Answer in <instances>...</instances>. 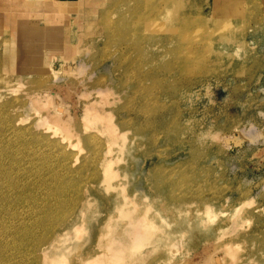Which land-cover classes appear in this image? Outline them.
I'll use <instances>...</instances> for the list:
<instances>
[{"label":"rangeland","instance_id":"obj_1","mask_svg":"<svg viewBox=\"0 0 264 264\" xmlns=\"http://www.w3.org/2000/svg\"><path fill=\"white\" fill-rule=\"evenodd\" d=\"M24 1V22L0 7V110L26 128L0 115V264H82L119 234L137 237L125 264H264V0H73L68 22ZM47 93L70 142L33 107ZM143 215L146 232L122 228Z\"/></svg>","mask_w":264,"mask_h":264},{"label":"bare ground","instance_id":"obj_2","mask_svg":"<svg viewBox=\"0 0 264 264\" xmlns=\"http://www.w3.org/2000/svg\"><path fill=\"white\" fill-rule=\"evenodd\" d=\"M141 2L143 1V0H140ZM145 1V0H144ZM24 0H0V7L2 8V9H7V10H10V13H9V15H8V17H9V19H13V18H17V19H19L20 21H25V19H26V13H24V12H20V14L18 15V17H13V15H15V13H13V12H15L14 11V9L17 7V6H24ZM45 2V7H46V10H47V12L48 13H51V12H59V11H66L63 15H62V19H64L66 22H68V19H69V17L67 16V15H65V14H68L69 12H73V11H76V9H74V8H72V9H67L66 7L64 8V6H66V5H64V4H67L68 2H70V3H72V1H61V0H45L44 1ZM48 3V4H47ZM140 3V2H139ZM145 3V2H144ZM143 4V3H142ZM144 5V4H143ZM142 5V6H143ZM136 7H138V6H136ZM144 7V6H143ZM142 8V7H141ZM57 9H59V10H57ZM138 9V8H137ZM135 10V9H134ZM143 11L145 10V9H142ZM137 11V10H136ZM163 13V12H162ZM3 13L1 12V10H0V21L2 20V15ZM78 15V14H77ZM151 15V14H150ZM81 18H82V16H81ZM152 18V17H151ZM117 27H118V23H117V25H116ZM132 25H130V27H131ZM120 27V26H119ZM122 27V26H121ZM127 27V29H128V26H126ZM132 28V27H131ZM20 29V28H19ZM111 29V28H110ZM121 29V28H120ZM126 29H125V27H124V31H125ZM128 31V30H127ZM108 33H109V29H108V31H107ZM130 31H128V33H129ZM22 33V32H21ZM107 33V34H108ZM134 33V32H133ZM132 33V34H133ZM127 34V33H126ZM125 34V35H126ZM123 36V35H122ZM128 36V35H127ZM125 38V37H124ZM126 39V38H125ZM123 41V40H122ZM121 41V42H122ZM126 41V40H125ZM127 41H129V40H127ZM125 44V43H124ZM130 46H132V45H130ZM136 46V45H135ZM128 47V46H127ZM134 47V46H133ZM137 47V46H136ZM135 48V47H134ZM140 50V49H139ZM179 63V62H178ZM135 66V65H134ZM180 66L182 67V68H184L183 70H185V69H188L189 68V62H187V61H183L182 60V62L180 61ZM206 67V66H205ZM148 75V74H147ZM151 75H153L152 76V78L154 77V74H151ZM5 76H6V74H5ZM3 81H4V78L2 79ZM81 81V80H80ZM4 85H8L9 84V82H4L3 83ZM10 85V84H9ZM84 87V86H83ZM13 89H15L14 87H13ZM86 89V88H85ZM43 90V89H42ZM13 92V91H12ZM39 92V91H38ZM49 92V91H48ZM104 92H106L105 94H106V96H104V100H103V102H105L106 100L108 101L109 100V95H107V90H105ZM46 93V92H45ZM38 94V93H37ZM37 94H32V96L31 95H29L30 97H31V101H32V103H33V107H35L36 109L35 110H38V112L40 111L41 113H42V109L44 110V112L40 115V120L42 121V122H44V123H47L46 125H49V127H48V129H51V132L53 131V130H55L54 131V133H58L56 130H57V128L60 126V128H59V130L58 131H60L59 132V134L60 133H62L63 134V136H64V133H66L65 131H67V132H70V130H68V117H69V115H71V114H69V112H68V110H67V108H65V105L63 104L62 105V103L60 104L59 103V105H57V106H55V107H53V106H51L50 107V105L51 104H53V102H54V99L55 98H52L51 96H50V94H44L43 96L42 95H37ZM24 95L25 96H27V94H25L24 93ZM112 95H115V94H112ZM28 96V97H29ZM24 98V97H23ZM99 101H95V102H92V103H88L87 105H86V107H87V110L88 111H92L93 113H95L96 115H102V114H105V106H99V103H98ZM19 104H21V103H19ZM9 106V105H8ZM19 106V105H18ZM20 107H21V105H20ZM22 107H23V105H22ZM16 112H18V111H13V113H16ZM3 113H5L4 111L3 112H1V110H0V115L3 117V119H4V117H5V119L3 120L2 119V121H4V125H6V126H3V130H4V128L6 127V129L8 130V131H11L12 133H14L13 135L15 136V135H17V136H20V134L22 133V132H24L25 131V129H24V127L23 128H17L12 122H13V120H12V116H6V115H4ZM8 113H9V111H8ZM36 113V112H35ZM7 114V113H6ZM10 114V113H9ZM19 114V113H18ZM107 114V113H106ZM10 115H12V114H10ZM14 115V114H13ZM21 116V115H20ZM110 116H112V114L111 113H109L108 114V117H110ZM15 117V116H14ZM17 117H19V116H17ZM1 119V118H0ZM15 121V120H14ZM17 122L16 123H18L19 121H18V119L16 120ZM40 122V121H39ZM38 122V123H39ZM2 123H1V125H2ZM15 123V122H14ZM15 123V124H16ZM20 123V122H19ZM19 123H18V125H19ZM17 125V124H16ZM21 126V125H20ZM39 126H41V125H39ZM0 127H2V126H0ZM84 127H85V130L86 131H88L89 130V127H90V125H89V118L87 119V122H86V124L84 125ZM28 128V127H27ZM35 128V127H34ZM24 129V130H23ZM1 130V129H0ZM65 130V131H64ZM108 130L113 134L114 133V130L112 129V126H108ZM27 131V130H26ZM62 131H64V132H62ZM1 132H5V131H1ZM28 132V131H27ZM46 132V131H45ZM242 133H244V131H241ZM10 133V132H9ZM47 134H48V132H46ZM241 133V134H242ZM1 134V133H0ZM11 134V133H10ZM43 134H45V133H43ZM51 134V133H50ZM67 134V133H66ZM65 134V135H66ZM6 135H7V133H6ZM2 136H3V134H2ZM8 136V135H7ZM16 136V137H17ZM58 136H60V135H58ZM58 136H56L57 138H58ZM62 136V137H63ZM70 136V135H69ZM79 136V135H78ZM4 137V136H3ZM39 137V136H38ZM44 137H46V136H44ZM67 137V136H66ZM65 136L63 137V138H66ZM219 137V139H220V141H224V143H227L228 145H230L231 144V142H232V139L230 138V137H222V136H220V135H218V136H216V139ZM9 138V137H8ZM47 138V137H46ZM56 138V139H57ZM60 138V137H59ZM58 139V142H59V144H60V141H64V139ZM69 137H67V140H66V142L68 141V140H70L71 139V137L68 139ZM81 138V137H80ZM18 139V138H17ZM51 139V138H50ZM219 139L217 140V141H219ZM8 140V139H7ZM13 140V142L15 141V142H17V140L16 139H14V137H12V138H9V140H8V142H10V141H12ZM45 140V139H44ZM47 140H48V138H47ZM60 140V141H59ZM21 141V140H20ZM56 141V140H55ZM2 142V141H1ZM7 142V141H6ZM22 142V141H21ZM65 142V143H66ZM68 142H70V141H68ZM24 143H25V141H24ZM34 143V142H33ZM57 143V142H56ZM71 143H72V141H71ZM2 144V143H1ZM14 144V143H13ZM22 144V143H21ZM47 144V143H46ZM58 144V145H59ZM66 144H68V145H70L69 143H66ZM3 145V144H2ZM1 145V146H2ZM17 145V144H16ZM61 145V144H60ZM63 146H64V143L62 144ZM61 145V146H62ZM68 145H66V146H68ZM14 146V145H13ZM23 146V145H22ZM29 146H31V145H29ZM28 146V147H29ZM34 146H35V144H34ZM60 146V147H61ZM5 147H7L8 149H9V146H7V144L5 145ZM36 147V146H35ZM68 147H70V146H68ZM4 148V147H3ZM16 148V147H15ZM22 148V147H21ZM20 148V149H21ZM38 148V147H37ZM36 148V149H37ZM63 148H66L65 146L63 147ZM62 148V149H63ZM1 149V148H0ZM5 149V148H4ZM3 149V150H4ZM11 149V148H10ZM20 149H19V151H20ZM24 149V148H23ZM22 149V150H23ZM36 149H34V150H36ZM13 150H17V149H14V147H13ZM28 150V152L30 151L29 149H27ZM66 150V149H65ZM6 151V150H5ZM25 151V150H24ZM32 151V150H31ZM37 151V150H36ZM9 152H11V150L9 151ZM17 152V151H16ZM33 152H35V151H33ZM32 152V153H33ZM11 153H13V151L11 152ZM19 153V152H18ZM3 154V153H2ZM15 154V153H14ZM14 154H13V156H14ZM22 154V153H21ZM1 155V154H0ZM16 155H17V153H16ZM31 155V154H30ZM19 156V155H18ZM5 157V156H4ZM9 156H6L5 158H8ZM14 157H16V156H14ZM20 157V156H19ZM18 157V158H19ZM1 158V157H0ZM4 158V159H5ZM13 158V157H12ZM11 159V158H10ZM19 159H21V158H19ZM6 160V159H5ZM9 160V159H8ZM14 160V159H13ZM2 161H3V159H2ZM1 161V162H2ZM10 161V160H9ZM8 162V161H7ZM11 162V161H10ZM15 162V161H14ZM19 163H20V161H18ZM9 163V162H8ZM8 163H7V165H8ZM13 163V162H12ZM11 163V164H12ZM3 164V163H2ZM1 163H0V168H1V165H2ZM12 166V165H11ZM10 166V167H11ZM4 167V166H3ZM15 167H17V166H15ZM14 167V168H15ZM19 167V166H18ZM17 167V168H18ZM4 168H6V166L4 167ZM22 168V167H21ZM7 169H8V167H7ZM16 169V168H15ZM1 171H0V180H4V179H6V178H3L4 176L3 175H5L4 173V171H6V170H4V169H0ZM2 170H4V171H2ZM11 170V169H10ZM14 170V169H13ZM19 170L21 171V169H20V167H19ZM42 170V169H41ZM12 171V170H11ZM16 171V170H15ZM14 171V172H15ZM19 171V172H20ZM25 171V170H24ZM30 171V170H29ZM7 172H8V170H7ZM22 172V171H21ZM11 173V172H10ZM7 174V173H6ZM21 174V173H20ZM19 174V175H20ZM2 175V176H1ZM26 175V174H25ZM28 175V174H27ZM8 176V175H7ZM192 176H193V174H192ZM10 177V176H9ZM54 177V176H53ZM28 179V178H27ZM55 179V178H54ZM186 179H188V178H186ZM6 183H4V185H5ZM13 184L14 183H11V185L13 186ZM33 184V183H32ZM32 184H30V185H32ZM189 184V183H188ZM187 184V185H188ZM3 185V186H4ZM7 185H9V184H7ZM14 185H16V184H14ZM34 185V184H33ZM42 185H44V183H42ZM47 185V184H46ZM180 185V184H179ZM1 186V185H0ZM39 186V185H38ZM6 187V186H5ZM4 187V188H5ZM11 186H9V188H10ZM15 187V186H14ZM25 188H26V186H24ZM16 188H17V186H16ZM8 189V188H7ZM18 189V188H17ZM31 189H32V187H31ZM37 189V188H36ZM39 189V188H38ZM13 190H14V188H13ZM154 191V190H153ZM0 192H2V191H0ZM3 192H5V191H3ZM102 192V191H101ZM32 193V192H31ZM4 194V193H3ZM6 194V193H5ZM5 194H4V197H5ZM82 194V193H81ZM31 195V194H30ZM52 195V194H51ZM1 196H3V195H1ZM1 196H0V199H1ZM160 196V195H159ZM7 197V196H6ZM30 197V196H29ZM29 197H28V199H29ZM32 197V196H31ZM25 198V197H24ZM4 199V198H3ZM27 199V198H26ZM139 199V198H138ZM142 200V199H141ZM2 201H5V200H2ZM1 201V202H2ZM30 201V200H29ZM0 202V203H1ZM126 202H127V200L125 201V203L124 204H126ZM87 203H89V202H86V204ZM139 202H137V204H138ZM5 204V203H4ZM3 204V208H1L0 209V211L2 212L3 210L2 209H6V207L8 206H6V205H4ZM188 204V203H187ZM2 204H0V206H1ZM139 205V204H138ZM141 205H144V204H141ZM147 205H149V204H147ZM147 205H146V207H147ZM6 206V207H5ZM24 206V205H23ZM39 206H40V204H39ZM130 206V205H129ZM49 207V206H48ZM152 207V206H151ZM12 208V207H11ZM46 208V207H45ZM140 208V207H139ZM144 208V207H143ZM187 208V207H186ZM4 209V210H5ZM10 208H8V210H9ZM22 209V208H21ZM38 209V208H37ZM7 210V211H8ZM181 210V209H180ZM13 211H15V209L13 208ZM147 211V210H146ZM3 212H5V214H6V216L3 214V218L1 217V219L5 222L6 220H4V218H7V212H6V210L5 211H3ZM10 212H11V210H10ZM19 212V211H18ZM12 213V212H11ZM14 213H16V212H14ZM0 214H2V213H0ZM10 214V213H9ZM39 214V213H38ZM41 214V213H40ZM11 215V214H10ZM9 215V216H10ZM146 215V214H145ZM145 215H143V216H138L137 218H135L132 222H128V223H126L122 228L123 229H125V230H128V229H131L132 231H136V232H140V231H142V230H145V232H146V229H147V225L148 224H150L151 222H150V218H148L147 216H145ZM36 216V215H35ZM34 216V217H35ZM152 216V215H151ZM151 216H149V217H151ZM23 217V216H22ZM22 217H20V219L22 218ZM153 217V216H152ZM0 219V220H1ZM4 224H6V222L4 223ZM7 224H8V222H7ZM6 224V225H7ZM8 226V225H7ZM0 227H4V226H2V223H1V225H0ZM71 227V226H70ZM204 227H205V225H204ZM5 228H6V231H8L7 230V227L5 226ZM77 228V227H76ZM70 229V228H69ZM4 230V229H3ZM72 230V229H71ZM165 230H166V228H165ZM163 232V231H162ZM160 233V232H159ZM166 233V232H165ZM130 234H132L131 232H130ZM167 234V233H166ZM169 234V233H168ZM135 235V234H134ZM170 235V234H169ZM130 236H133V235H130ZM136 236H137V234H136ZM154 237V236H153ZM155 237H157V235H155ZM154 237V238H155ZM160 237V236H159ZM164 237V236H163ZM162 237V238H163ZM170 237H171V235H170ZM236 237V236H235ZM137 238V237H136ZM136 238H134V236L132 237V238H129L128 236H124V235H122V234H119L117 237L116 236H112L111 235V241H110V246H111V248H109V249H103V246H102V248L100 249V250H98V251H96V252H88L89 254L87 255V256H85V258H84V260H83V263L82 264H89V262H91V264H121V263H123V264H125L129 259L131 260V258H133L134 256H131L132 254V252H131V249H129V247H130V245L132 244V245H134V243H135V241H134V239H136ZM155 240H156V238H155ZM160 240V239H159ZM222 240V239H221ZM54 242L56 241V240H53ZM54 242H53V244L52 243H49L48 245L49 246H46V247H43V251L44 252H47V250L48 249H50L52 246L54 247ZM151 242H153V241H151ZM154 242H156V241H154ZM159 242V241H158ZM166 242V241H165ZM219 242V241H218ZM161 243H162V241H161ZM152 244V243H151ZM155 244H157V243H155ZM239 244V243H238ZM60 246V245H59ZM53 247L51 248V250L53 249ZM238 247V245L236 246V243H233L232 241H227V242H225V244H223V245H221L220 246V248L221 249H223L225 252H228V253H230V254H232L233 256H232V262L234 263V258H235V251H234V249H236ZM66 248H68V247H66ZM66 248H65V250L64 251H66ZM55 249V248H54ZM71 249V248H70ZM69 249V250H70ZM57 251V250H56ZM153 251V250H152ZM81 252V251H80ZM151 251L149 250V253H150ZM14 254H12V256L10 255H8V259H7V261H9V259L11 260V261H16V262H18V263H20V261L22 262L23 261V259H21V258H19V259H17L16 257L18 256V254L17 253H15V252H13ZM52 253H53V251H52ZM65 252H63L62 254H64ZM11 254V253H10ZM78 254V253H77ZM52 255V254H51ZM66 255V254H65ZM65 255H63V256H61V257H55L56 255H54V256H46V258L47 259H50L51 260V262L53 261L54 262V264H58V262H64L65 261V258L68 260L69 258H67ZM79 255V254H78ZM145 255H147L146 253H145ZM1 257V256H0ZM74 257V256H73ZM79 257V256H78ZM14 258V259H13ZM45 258V259H46ZM80 258V257H79ZM135 258V257H134ZM49 260V261H50ZM72 260H73V258H72ZM129 260V261H130ZM151 260V259H150ZM25 261L27 262V260L25 259ZM48 261V260H47ZM133 261H134V259H133ZM146 261V260H145ZM165 262H168L169 260L168 259H165L164 260ZM251 261H253V260H251ZM52 262V263H53ZM82 262V261H81ZM152 262V261H151ZM211 262H212V264H231V260L229 259H226L224 256H222V255H215L213 258H212V260H211ZM48 263V262H47ZM144 263V262H143ZM147 263H148V261H147ZM164 263V262H163ZM61 264V263H60ZM159 264H160V262H159Z\"/></svg>","mask_w":264,"mask_h":264},{"label":"crops","instance_id":"obj_3","mask_svg":"<svg viewBox=\"0 0 264 264\" xmlns=\"http://www.w3.org/2000/svg\"><path fill=\"white\" fill-rule=\"evenodd\" d=\"M61 1H72V2H74L73 0H61Z\"/></svg>","mask_w":264,"mask_h":264}]
</instances>
